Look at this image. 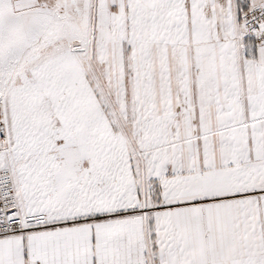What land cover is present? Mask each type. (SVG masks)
<instances>
[{
	"label": "snow or ice",
	"instance_id": "snow-or-ice-1",
	"mask_svg": "<svg viewBox=\"0 0 264 264\" xmlns=\"http://www.w3.org/2000/svg\"><path fill=\"white\" fill-rule=\"evenodd\" d=\"M0 264H264V0H0Z\"/></svg>",
	"mask_w": 264,
	"mask_h": 264
}]
</instances>
